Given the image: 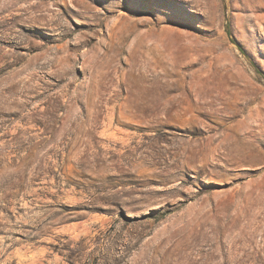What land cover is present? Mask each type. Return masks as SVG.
Here are the masks:
<instances>
[{"label":"rangeland","instance_id":"rangeland-1","mask_svg":"<svg viewBox=\"0 0 264 264\" xmlns=\"http://www.w3.org/2000/svg\"><path fill=\"white\" fill-rule=\"evenodd\" d=\"M0 264H264V0H0Z\"/></svg>","mask_w":264,"mask_h":264},{"label":"trees","instance_id":"trees-1","mask_svg":"<svg viewBox=\"0 0 264 264\" xmlns=\"http://www.w3.org/2000/svg\"><path fill=\"white\" fill-rule=\"evenodd\" d=\"M242 50V52H244L243 48H240ZM245 53V52H244Z\"/></svg>","mask_w":264,"mask_h":264}]
</instances>
